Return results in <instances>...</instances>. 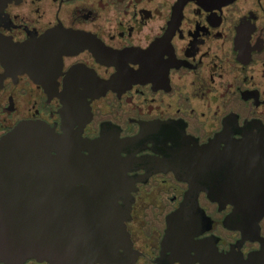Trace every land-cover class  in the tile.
<instances>
[{
    "label": "flooded vegetation",
    "instance_id": "obj_1",
    "mask_svg": "<svg viewBox=\"0 0 264 264\" xmlns=\"http://www.w3.org/2000/svg\"><path fill=\"white\" fill-rule=\"evenodd\" d=\"M9 44L36 56L0 62V138L43 123L123 172L129 244L95 264H264V0H0Z\"/></svg>",
    "mask_w": 264,
    "mask_h": 264
},
{
    "label": "water",
    "instance_id": "obj_2",
    "mask_svg": "<svg viewBox=\"0 0 264 264\" xmlns=\"http://www.w3.org/2000/svg\"><path fill=\"white\" fill-rule=\"evenodd\" d=\"M9 45L10 52L0 58L6 68L20 70L36 56L29 52L33 46ZM3 79L0 75V88ZM87 146L83 142L77 147L66 133L57 136L38 122H21L1 136L0 262L112 263L117 247L129 244L123 216L118 218L110 208L117 207L120 196L108 195L117 193L115 183L123 172L108 166L88 172L83 166L87 156L80 151ZM235 183L220 196L235 198L241 210L245 187ZM195 193L191 189L187 197Z\"/></svg>",
    "mask_w": 264,
    "mask_h": 264
}]
</instances>
